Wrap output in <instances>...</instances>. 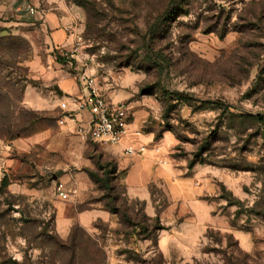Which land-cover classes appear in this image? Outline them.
<instances>
[{
    "label": "rangeland",
    "instance_id": "obj_1",
    "mask_svg": "<svg viewBox=\"0 0 264 264\" xmlns=\"http://www.w3.org/2000/svg\"><path fill=\"white\" fill-rule=\"evenodd\" d=\"M64 1L84 18L61 71L76 85L93 77L102 95L128 104L148 140L142 159L172 173L140 190L146 200L131 196L124 173L110 174L112 192L90 180L116 162L70 129L54 84L31 78L46 44L14 35L6 21L21 2L0 0L11 7L0 16V88L11 86L12 122L29 132L16 146L0 137V264H264V123L250 117L264 113V0H176L154 36L170 0ZM40 131L54 134L31 139ZM88 211L105 219L86 227Z\"/></svg>",
    "mask_w": 264,
    "mask_h": 264
},
{
    "label": "crops",
    "instance_id": "obj_2",
    "mask_svg": "<svg viewBox=\"0 0 264 264\" xmlns=\"http://www.w3.org/2000/svg\"><path fill=\"white\" fill-rule=\"evenodd\" d=\"M20 2L22 6L17 8L15 10L17 12L16 15L12 16L14 17V21L5 19L7 20L6 25H9L11 28L13 27L14 35L18 32L22 34L24 38H29L35 42L38 41L34 39L36 36V39L41 38L46 44L45 56L42 57L37 53V50H35L36 53L33 55L34 58L28 64L31 78L39 83L41 82L43 85L42 87L54 84L57 97L62 102L70 103L74 99L81 98L85 93V89L81 83L76 85L69 76L63 74L60 68L65 65L57 62L56 53L72 52L75 37L77 36V30L74 29V25L77 24L78 21L83 20V11L77 7H68L64 0H20ZM30 9H34V16L29 14ZM9 13H11L10 5L7 7H0V16L8 15ZM23 28H25V30H23ZM34 49L36 48L34 47ZM29 95V89H27L25 94L26 104L30 101L27 98ZM36 102L39 108H41V104L44 103L43 97L37 98ZM71 108L74 107L72 106ZM89 117V113L86 112L80 115V118L85 120H88ZM131 123L128 128V135L121 145L111 147L102 144V146L105 147L115 160L119 172L124 173L125 184L131 196L134 198H142V193L143 199L146 200L145 192H141L140 190L146 189L154 180L157 181L164 178L168 171H165L162 167H157L155 160L152 158L143 160L142 157H131L124 153L126 147L143 145L148 141L147 139H142V137L137 138L134 136V133L139 131V129L135 124ZM69 126L73 132H76L74 124L69 123ZM47 133L49 138L47 137ZM53 134V132L45 133L44 131H40L31 139L34 140L37 138L39 142L44 140L48 141ZM17 142L18 140L14 143L15 146ZM7 149H9V147ZM8 160L6 159L5 163L2 162V167H8L7 163L11 161ZM168 173L171 175L172 172ZM105 216L106 213L102 211L85 212L82 217H84V220L89 221V223H86L84 226L89 227L88 225L94 220L97 218L105 219Z\"/></svg>",
    "mask_w": 264,
    "mask_h": 264
},
{
    "label": "built area",
    "instance_id": "obj_3",
    "mask_svg": "<svg viewBox=\"0 0 264 264\" xmlns=\"http://www.w3.org/2000/svg\"><path fill=\"white\" fill-rule=\"evenodd\" d=\"M31 16L35 15L34 9L29 10ZM81 38L77 35L73 49L76 51L80 45ZM61 56L70 58L69 53H61ZM80 83L85 89L84 95L74 99L70 103L62 102L59 107L63 111V119L75 126L76 134L86 140L111 147L121 145L128 135V128L131 123L132 110L126 103H114L102 95L96 86L93 77L82 75ZM74 108H71V107ZM89 113V119L80 118L82 113ZM134 136L141 137L140 131ZM150 149L146 145L129 146L124 153L131 157H144ZM155 152V150H154ZM158 153L156 150L155 154ZM63 199L68 197L63 185L57 189Z\"/></svg>",
    "mask_w": 264,
    "mask_h": 264
},
{
    "label": "trees",
    "instance_id": "obj_4",
    "mask_svg": "<svg viewBox=\"0 0 264 264\" xmlns=\"http://www.w3.org/2000/svg\"><path fill=\"white\" fill-rule=\"evenodd\" d=\"M77 6L84 8V5L80 4V3H75ZM91 4V3H90ZM252 4H255V2H252ZM89 5V4H88ZM93 5V4H91ZM176 5V0H170L166 10L157 18L155 19L154 23L150 25L149 28V33L152 34L153 36L159 31V29L161 28V26L165 25L170 17H171V10L172 7H174ZM226 35V31L223 32V34L221 36H225ZM56 60L58 63L62 64V65H66L68 64V62H71L70 58H65L63 56H61L60 54H56ZM8 88H11L10 85H8L7 87L2 86L0 88V128L1 129H5L6 130V134L2 135V133L0 132V137H5L7 139V141L9 142H13L14 140H17L21 137H25L28 136L29 132H24V130L21 131H17V127L15 126V124H13L12 119H13V115L14 113L12 112V110H14V105L13 102L10 99V94L11 92L9 91ZM169 96L172 95L175 98L179 99V100H188L189 96L181 93V92H173V93H166ZM20 103V102H19ZM4 106V107H3ZM250 117L256 121H259L261 123H264V113H258L257 115H250ZM11 126L16 130V131H11ZM18 132V133H16ZM35 133V132H34ZM110 168L108 169L106 167V169L104 167H100L98 168V171H88V176L90 178V180L95 184H104V189L103 190H110V192H112L111 187V180H110V174H114V172L116 173H120L117 167V164L112 163L110 164ZM103 169V170H102ZM100 172H102L103 176H101ZM8 185V181L7 179H3L2 181V187H7ZM112 196L110 195L109 198H111ZM112 202H114V199L112 198ZM106 211L109 212L112 215H119V209L112 206L111 204L106 205L105 207ZM123 217L126 219H129L131 221V217L129 216V214L127 212H123ZM145 219H147L148 221H154L152 219L147 218L146 216H144ZM155 222H159V215H157V217L155 218ZM75 230H79L82 232V229L79 227H75L73 232L74 235L70 236V239L73 244V248L72 251L75 252L77 247L75 245L76 242V236H75ZM142 232L144 234H148V238L150 233L149 230L143 227ZM83 233H85L83 231ZM102 250V249H101ZM100 250V251H101ZM104 252H101L102 255ZM104 264V263H101Z\"/></svg>",
    "mask_w": 264,
    "mask_h": 264
},
{
    "label": "water",
    "instance_id": "obj_5",
    "mask_svg": "<svg viewBox=\"0 0 264 264\" xmlns=\"http://www.w3.org/2000/svg\"><path fill=\"white\" fill-rule=\"evenodd\" d=\"M61 94V93H60Z\"/></svg>",
    "mask_w": 264,
    "mask_h": 264
}]
</instances>
